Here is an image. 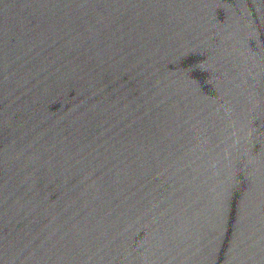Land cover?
Masks as SVG:
<instances>
[{"label": "water", "instance_id": "water-1", "mask_svg": "<svg viewBox=\"0 0 264 264\" xmlns=\"http://www.w3.org/2000/svg\"><path fill=\"white\" fill-rule=\"evenodd\" d=\"M0 264H264V0H0Z\"/></svg>", "mask_w": 264, "mask_h": 264}]
</instances>
